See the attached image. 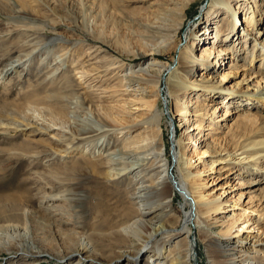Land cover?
I'll return each instance as SVG.
<instances>
[{"label":"rangeland","instance_id":"1","mask_svg":"<svg viewBox=\"0 0 264 264\" xmlns=\"http://www.w3.org/2000/svg\"><path fill=\"white\" fill-rule=\"evenodd\" d=\"M173 1L177 0H0V123L25 125L40 114L47 119L55 116L61 124L71 126L70 113H74L93 125L104 124V121L129 126L106 140L109 144L106 149L111 148L110 152L156 140L171 163L173 144L180 141V164H186V171L191 173L190 186L203 187L201 193L209 200L225 202L210 219L203 216L199 220L203 232L195 231L191 236L197 244L199 263L224 264L222 260L227 261L232 256L245 258L247 254L255 257L258 264H264V159L251 174L240 167L230 170L216 162L229 153H240L253 143H257L259 149L263 147L264 99L232 96L239 94L234 88L243 75L255 77L245 85V92L249 88L247 93H255L264 83L263 52L256 48L252 35L243 36L253 4L240 7L239 0H232L240 19L237 36L232 39L228 36L236 29L233 23L228 27L226 18L230 16L226 9L211 7V0H179L182 5H188L181 18L176 15L178 7ZM251 1H255L264 14V0ZM165 12L169 14L170 23L179 28L174 39L164 38L165 34L160 38L156 31V22ZM259 28L264 32V22ZM205 29L210 43H202L198 48L197 41L193 53L184 56L196 40L193 33ZM218 32H225V38L218 39ZM238 44L234 55L218 54L222 48L232 52ZM151 50L156 56L142 61L140 56ZM210 52L220 63L212 70L201 68L203 66L197 71L192 69L181 82L209 79V85L216 83L218 87L227 88L233 99L225 93L198 88L172 96L173 87L165 79L170 77L167 74L164 79L154 75L144 76L146 83L139 81L141 74L137 70L144 68L148 61L179 67L178 76L183 71V64L178 62L179 54L180 59L188 62ZM130 70L138 72V92L128 90L122 82L123 75ZM57 71L59 73H55ZM143 90L153 97H143ZM66 101H81L85 107L81 111L63 109ZM188 105L189 111L198 110L204 116H189L185 124L177 122L176 115L184 112ZM151 116L158 117L157 125L151 124ZM29 131L32 130L7 136L0 134V206L8 207V212L0 213V229L12 224L21 230L15 238L0 244V264H70L53 255L14 257L4 248L14 251L19 246L30 248L28 245L36 250L59 253L68 244L77 246L79 237H86L95 247H100L101 242L95 235L99 231L106 233L107 228H94L98 216L89 209L102 210L106 202L105 184L84 179L83 183L89 184L92 191L85 193L87 199L80 206L72 207L67 200L53 201L48 197L61 192L66 199L73 198L75 188L80 197L84 188L71 176L63 177L65 169L70 171L75 164L80 168L88 162H98L108 151L100 147L91 150L84 145L69 155L41 160L35 156L30 158L44 151L48 144L56 147L61 144L52 140H58L56 133L30 136ZM262 152L257 150V154ZM258 180L260 182L255 184ZM173 200L176 211L172 216L183 220L186 213L183 201L178 194ZM14 205L21 209L13 210ZM60 213L65 217L71 214L73 221L84 227L60 223L63 219ZM114 221L118 222L117 218ZM202 222L210 225L211 232L206 231ZM211 233L219 242L210 239ZM26 234H29L28 239H25ZM0 238L5 239L2 234ZM241 238H248L251 244L238 242ZM120 241L113 236L109 248ZM226 245L236 246L243 253L223 254ZM118 251L113 248L106 256ZM154 254L152 249L144 255L141 253L139 264H145ZM79 259L80 256L71 263ZM117 261L115 264H132L128 260Z\"/></svg>","mask_w":264,"mask_h":264},{"label":"bare ground","instance_id":"2","mask_svg":"<svg viewBox=\"0 0 264 264\" xmlns=\"http://www.w3.org/2000/svg\"><path fill=\"white\" fill-rule=\"evenodd\" d=\"M247 3L253 4L251 7L253 13L246 24L247 26L244 29L243 36L249 37L252 35V40L256 43V48L261 50L264 55V32L260 31L259 28L261 22H264L263 10L258 9V4L255 1H238L240 7H247ZM172 4L178 7L176 9L178 11L176 15L182 18L188 5H182L179 0L176 2L173 1ZM210 6L222 10L226 9L228 11V15L231 19L226 18L228 19V27L233 23L236 29L234 30L235 33H233L234 31L231 32L228 38L230 37L233 39L237 36L236 32L239 30V24L237 22H239L240 19L233 9L234 6L232 0H211ZM262 6L264 7V5ZM168 18L169 14L166 12L162 13L156 22V31L161 35L160 38L163 37L162 34H165L166 37L164 38L174 39L177 36V30H179V28H177L176 25L171 24ZM225 35V32H218V39H223ZM208 36L209 32L206 29L198 32L195 31L192 37L196 40L194 39L193 46L186 51V54L184 52V56L193 53L195 50V42H199L197 46L198 48L202 43H210ZM165 43H167V41ZM238 46L239 44L233 48L234 50L232 52H227L222 48L221 51H218V54L226 56L232 53L234 55L236 52L235 49H237ZM37 50L41 52L40 49ZM212 54L213 52H210L206 56H202L198 59H195L197 57H193V61L188 62L180 59L181 54H179L178 62L183 64V71H180L178 76L176 75L179 71V67L176 69L174 66H166L162 62L148 61L144 68H138L137 70L141 74L140 80L137 74L138 72L130 70V72L123 75L122 82L125 83L128 90L130 89V91L138 92V89L140 88L138 80L146 83L147 79L145 77H152L155 75L158 77L161 76V79H164L166 77L165 74H167L168 76L170 75V77L167 76L168 78L165 79L170 87H173L171 91L172 96H177L179 93L184 92V90L187 91L190 88H198L200 90L207 89L209 92H217L218 94L225 93L229 95V91L226 90L227 88L224 89L218 87L216 83L209 85V79L206 80L205 78H201L194 83L189 82L187 84L181 82V78H187L190 71L192 72V69L193 71H197L200 70L199 68L201 66H203L201 68L210 70L214 69L220 62L215 57H211ZM151 56H156L152 50L147 51L141 55L140 58L142 61H146ZM56 64L58 63L54 62V65ZM63 70L64 69L62 68L61 71ZM55 73H59V71ZM201 77H203V75ZM254 79L255 77L249 76V78H247L243 75L242 80L238 81L234 88L239 92V94H237L238 96H232H234V98L240 97L242 99L251 98L252 100L260 98L264 99V83H262V87L257 89L253 94L247 93L249 92V88L246 92L244 91L245 85L253 82ZM142 96L149 98L153 97L145 90H143ZM229 96L227 98H229ZM231 99H233V97ZM66 103L67 106H63V109L78 108L79 111H81L83 107H85L81 101H66ZM188 107L189 105L184 112H180L176 115L177 122H184L185 124L189 116H204L203 114H200L198 110L196 112L189 111L187 109ZM49 113L50 112H48V114ZM70 118L72 125L65 126L56 120L55 116L54 119H47L46 116L38 114L35 116V119L30 121L32 124H30V122L25 125L21 123L11 125L0 123V134L7 136L12 132L21 133L30 129L32 130L29 131L31 133L30 136L56 133L55 135L58 137V140L55 138H52V140L57 141L58 145L61 144V147L48 144L47 147L44 148V151L33 154L30 157L33 158L35 156V158L41 160L44 157L52 158L62 154L69 155L77 149L84 148V145L91 147V150H95L99 147L106 149L109 145L106 143L107 139L118 133H122L125 128L127 129L129 127H122V125L117 126L109 124L108 122L105 124L104 121H102L104 124L93 125L74 113H70ZM151 119L154 120L150 121L152 125L154 124L153 122H155L156 125L158 124L159 119L157 116H151ZM194 131L195 129H193V132ZM157 132H159V130ZM197 142L198 141H196L195 144H197ZM202 143L203 140L201 141V144ZM181 144L182 143L178 140L173 144L175 149L172 154L173 163H171V159L168 155L164 153L162 146L159 147L156 140H153L152 142H145L142 145L130 146L123 150H115L114 152H110L111 148H108L106 149L108 154L98 162H88L86 163V166H80V168L77 167L79 164H75L74 166L72 165L70 171H68V168L65 169L67 173L64 172L62 176L67 179L71 176L81 188H84L82 195L79 197L76 194L75 188L73 198L66 199V196L60 195V192L58 194L56 193L55 196H49V200H60L62 202L67 200L72 207L80 206L81 202H84V200L86 201L87 199L88 195L85 193L92 191L89 184L83 183L84 179H90L93 183L102 182L105 184L106 202H103L102 210L97 211L94 207L89 209L90 213H96L98 216L94 228L96 230L100 227L107 228L106 233H100L99 231L95 235V239L101 242L100 247H95L92 243L87 241L86 237H79V243L77 246L73 247V245L68 244L65 246L64 251L59 253L50 250L49 252L36 250L37 248L28 245L27 247L30 248L19 246L18 249L14 251L8 250V247L4 248L5 246H3V248L14 257L29 256L32 258H38L43 255H53L57 257L58 260L70 264H115L118 262L117 260H128L131 261L132 264H139L138 257L140 254L142 253L144 255L152 249V252H155V254L152 255L153 257L146 261L145 264H200L198 261L199 253L196 249L197 244L195 241L191 240V236L195 234V231L202 233L203 229L199 220H201L203 216H207L206 219H210L212 213L219 212L225 202H222L223 200L220 199L218 201L209 200L206 198V195L201 193L203 187L195 184L190 186L191 184L189 181L191 173L186 171V164H180V155L182 154L178 148L181 147ZM249 146L250 147L242 148L240 153H229L224 157L219 158L216 162L220 165L225 164L230 170L240 167L241 169L246 170L247 173L251 174V172L257 168L256 166L262 162V159H264V152L257 154V150L264 151V141L261 144V146H263L261 149H259L257 143H253ZM18 155L23 156L25 154L18 152ZM64 157L65 155L63 158ZM259 182L260 180L255 181V184ZM177 194L181 197L183 201V209L186 211L183 220L175 219L172 216L176 211L173 204V198ZM229 203L232 204V202ZM13 207H15L13 210L21 209L18 205H14ZM7 209L8 207L0 206V213L2 211L8 212ZM10 209L11 208H9V210ZM59 215L63 218L60 221L62 224L70 226L74 225L75 228L84 227L83 224L73 221L74 216H70L71 214L69 213H67L68 217H65L61 213ZM1 217L0 221L2 220ZM115 218H117L118 222L114 221ZM202 224L205 225L206 231L211 232L209 229L210 225H206L204 222H202ZM20 231L21 230L17 225L9 224L3 226L0 229V234L4 235L5 239L0 238V244L2 242V244H6L11 238H15V234L20 233ZM113 236L121 239L119 243L111 244L113 248H118L119 251L118 253H112L109 256H106L109 251L113 250V248H109V242ZM211 236L210 239L219 242L215 234L211 233ZM25 237V239H28L29 234H26ZM238 242L251 244L248 238H241ZM208 245L210 246L211 244ZM232 249H234V252H232ZM194 250L196 253H194ZM228 251L234 254L238 251L239 253H243V251L238 250L236 246L229 247V245H226V249L223 248V254ZM78 256H80V259L76 263H71ZM223 258H226V255H223ZM222 261L224 264H258L255 257L247 254H245V258L232 256V258L227 259V261Z\"/></svg>","mask_w":264,"mask_h":264}]
</instances>
